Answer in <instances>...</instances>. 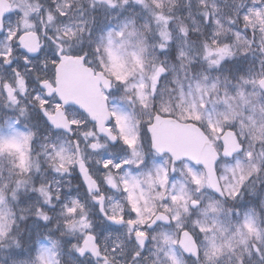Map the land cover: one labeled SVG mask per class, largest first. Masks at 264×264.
<instances>
[{
  "label": "snow or ice",
  "instance_id": "obj_1",
  "mask_svg": "<svg viewBox=\"0 0 264 264\" xmlns=\"http://www.w3.org/2000/svg\"><path fill=\"white\" fill-rule=\"evenodd\" d=\"M0 264H264V0H0Z\"/></svg>",
  "mask_w": 264,
  "mask_h": 264
}]
</instances>
